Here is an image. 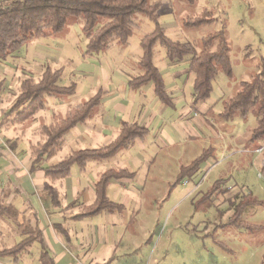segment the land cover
I'll use <instances>...</instances> for the list:
<instances>
[{
	"label": "rangeland",
	"instance_id": "rangeland-1",
	"mask_svg": "<svg viewBox=\"0 0 264 264\" xmlns=\"http://www.w3.org/2000/svg\"><path fill=\"white\" fill-rule=\"evenodd\" d=\"M161 1L162 5L158 11L160 24L173 40L198 44L208 34L222 27L227 28L231 44L233 79H229L221 72L215 80L214 90L210 99L206 101L207 104L214 103L215 97L223 101L230 99L241 81L250 79L262 69L264 0H198L195 6L179 0ZM205 10L213 13L215 20L212 24L194 29L184 28L181 23L184 16H201ZM140 27L141 29L136 30L129 40L133 46L135 41L140 40L145 33L154 28V24L148 19H143ZM84 41L87 42L85 37ZM85 42L82 41L81 25L71 19L68 26L59 34L28 43L0 62V148L12 150L19 161L22 162L27 156L31 157L32 144L44 140L40 133L41 127L49 125L58 118L51 117V113L56 110L51 101L50 111H40L35 117L22 124L8 126L2 124L6 113L10 111L22 90V82L25 79H40L45 69L50 66L53 70L62 69L61 86L80 83L78 93L64 99L67 111L94 96L100 87L97 86L98 81L89 78V81L84 83L86 77H81L77 69L83 65L92 67L94 61L102 62L109 55L102 53L83 56L86 49ZM115 51L117 52V49H113L112 52ZM165 54V49L158 47L155 62L159 67L161 64L158 59L161 56L165 58ZM165 60L168 62L167 59ZM96 87L97 91L94 90ZM47 100L60 99L49 97ZM222 111L221 103L209 115L216 131L213 135L214 140L209 143L202 138H197L198 140L193 142V150L190 146L183 144L185 148L183 159L180 162L176 160L179 165L186 164L197 157L209 144L215 148L216 160L211 162L210 167H208L209 163L202 166L203 170L208 168L194 181L187 180L186 185L179 182L172 187L174 183H170L165 177L154 178L157 173L155 167L150 172L147 168L141 169L140 173H149L150 179L155 181V186L146 185L143 193L145 215L142 216L138 226L143 233L136 226H130L129 232L133 236V242L129 243V248L128 246L120 247L116 250L112 264H264V230L249 232L246 229L225 227L234 213V206L242 200L243 195L249 192L262 205L248 209L243 219L249 224L264 227V174L262 172L264 151L261 155L260 152L257 153L258 149L264 148V142L250 141L251 130L256 127V118L253 113H250L247 119L238 116L227 121L219 117ZM199 135L200 138L203 134L200 132ZM68 150V144L65 142L55 158H64ZM167 151L163 150L160 156L165 155ZM169 160L174 162L173 159ZM259 173L263 174V178H259ZM168 175L170 173H167ZM219 179L225 181L222 184H225L224 191L216 198L198 205L196 209L197 201H200ZM30 186V180L23 185L24 189H29ZM20 190L25 199L20 202L22 208L19 207L23 226L26 224L36 226L35 210L29 206L31 194L23 192L21 187ZM171 190L169 198L166 197ZM13 191L1 189L0 197L7 198ZM163 198L165 200H162ZM62 200L65 202V199ZM122 217L123 215L119 218ZM116 225L119 226V224ZM221 243L227 249L222 248ZM114 250L115 247L110 248L107 243L106 246L101 247L99 256L103 259L111 257ZM70 251L68 255L70 264H80ZM99 260L102 261V259Z\"/></svg>",
	"mask_w": 264,
	"mask_h": 264
},
{
	"label": "trees",
	"instance_id": "trees-1",
	"mask_svg": "<svg viewBox=\"0 0 264 264\" xmlns=\"http://www.w3.org/2000/svg\"><path fill=\"white\" fill-rule=\"evenodd\" d=\"M195 6L198 0H179ZM161 0H2L0 1V62L18 51L28 43L42 37H53L62 32L74 19L81 25L82 35L87 40L83 56H94L104 53L115 43L127 45L139 28L143 19H148L154 28L140 39L143 55L138 62L139 72L132 76L129 87L138 91L152 84L155 95L166 105H172L166 89L165 79L154 62L158 47L166 52L169 63L175 64L188 60V73L194 76L192 108L210 99L217 76L222 72L233 79L231 62V44L226 27L203 37L198 44L179 42L170 38L160 24L158 13ZM213 13L205 10L201 16H184L181 23L185 29H194L214 22ZM143 18V19H142ZM247 57V55H246ZM62 70H53L48 66L38 80L25 79L21 84V92L6 113L2 124L17 125L32 119L46 108L49 97L64 99L76 92V85L61 86ZM102 92H98L85 102L77 105L65 117H61L50 125H43L40 133L44 140L31 146L32 155L36 158L32 169L35 170L45 157L54 156L63 146L65 137L71 129L86 123L100 106ZM223 111L219 117L232 120L235 117L247 119L250 113L256 118V127L251 130V142H264V62L262 69L250 79L241 81L230 99L222 101ZM147 128L138 123L122 122L118 137L108 145L99 149L77 150L56 165L45 169L49 181L64 179L71 175L72 168L78 166L81 171L91 160H105L119 152L130 150L138 140L147 136ZM215 148L210 146L202 151L191 163L180 167L175 187L185 180L194 181L202 165L214 157ZM38 164V165H37ZM264 173V166L262 168ZM127 169H108L102 173L95 184L96 197L94 203L85 208L76 218H91L103 211L111 213L123 211V206L111 201L107 196V188L112 180L133 177ZM47 181L44 191L51 197L54 206L60 204L59 193ZM228 180H226L227 182ZM225 183L217 180L204 196L197 201L198 205L208 202L220 195ZM262 205L252 193L243 195L242 200L234 206V213L225 227H236L254 232L264 230L263 226L252 225L243 219L244 213ZM0 218H7L17 225L22 240L12 246L0 250L1 257H8L18 263L24 254L34 245L40 244L42 251L40 264H56L54 255L48 248L43 231L36 226H23L22 214L14 204L6 203V196L0 197ZM60 230L63 231L61 226ZM222 248L227 249L221 243Z\"/></svg>",
	"mask_w": 264,
	"mask_h": 264
},
{
	"label": "crops",
	"instance_id": "crops-1",
	"mask_svg": "<svg viewBox=\"0 0 264 264\" xmlns=\"http://www.w3.org/2000/svg\"><path fill=\"white\" fill-rule=\"evenodd\" d=\"M82 41L85 42L83 35ZM134 44L135 46L129 42L124 46L115 43L104 52L109 55L106 60L94 61L92 67L87 65L78 67V74L81 77H86L84 83L89 81V78L98 81L99 90L97 91V87L94 90L97 93L102 92V100L92 118L86 123L75 126L66 135L65 142L68 144L69 150L64 158H55L61 148L54 156L43 158L39 165L37 164V168L33 170L32 166L36 158L32 155V150L31 157L27 156L21 162L12 150L0 148V164L2 162L0 165V185H2L0 190H14L8 194L6 203L14 204L18 209L22 208L20 202L25 199L21 194L20 187L23 192L31 194L29 206L35 210V224L43 231L56 264H70L68 257L70 250L80 264H112L116 250L120 247L128 246L129 248L133 242V236L129 232L130 226H136L138 229L141 218L145 215L143 213V193L146 185L155 186V181L150 179L149 173H140L141 169L147 168V171L150 172L155 167L157 173L154 178L163 176L170 183L175 184L180 167L191 163L204 149L212 146L209 144L189 163L180 165L177 163L176 160L180 162L185 153L183 144L190 146L193 150V142L198 139L202 138L209 143L214 140L213 135L216 131L209 115L223 100H217L218 97H215L214 103L207 104L205 102L199 105L197 110H194L192 108L194 76L188 73V60L171 64L165 60L166 56L165 58L161 56L158 59L161 67L156 66L165 79L172 105H166L159 100L152 90V84H148L138 91H132L129 82L132 76L139 72L138 62L143 55L140 40L135 41ZM86 46L87 42L84 43V48ZM113 49H117V52H112ZM74 84L76 85L74 94H76L80 89V83L75 82ZM230 89L232 90L231 86ZM64 99L47 100L46 108L43 110L50 111L52 101L56 110L52 112L53 114L51 113V117L57 116L58 120L89 98L75 105L70 111H67ZM122 122H135L144 126L148 130L147 136L138 140L130 150L119 152L105 160H91L92 162L89 161L83 171L76 165L72 168L70 176L49 181L45 174L46 168L58 164L77 150L99 149L108 145L118 137ZM200 132L203 135L199 138ZM163 150L168 151L165 155L160 156ZM169 159H173L174 162ZM215 160L210 158L202 166L209 163L208 167H210L211 162ZM108 169H127L134 174L131 178L112 180L107 188L108 198L122 205L123 211L115 213L103 211L91 218H76L82 214L85 208L94 203L95 184L100 175ZM205 170L201 167L199 174ZM167 173L170 175L167 176ZM27 180H30L31 188L24 189L23 185ZM47 181L59 193L60 204L58 206L53 205L51 197L44 191ZM186 181H183L182 184L186 185ZM171 193L172 190L166 197L169 198ZM62 199H65V202ZM156 207L160 206L156 205ZM19 211L21 210L19 209ZM121 215L123 217L119 218ZM59 226L65 233L59 229ZM140 229L138 230L142 232ZM21 240L17 225L7 218H0V250L11 248ZM107 243L110 248L115 247V250L113 256L103 259L99 256V252L101 247L106 246ZM41 251L40 244L34 243L18 263L13 262L11 258L0 256V264H40Z\"/></svg>",
	"mask_w": 264,
	"mask_h": 264
},
{
	"label": "built area",
	"instance_id": "built-area-1",
	"mask_svg": "<svg viewBox=\"0 0 264 264\" xmlns=\"http://www.w3.org/2000/svg\"><path fill=\"white\" fill-rule=\"evenodd\" d=\"M262 151H264V148H260L259 150H258V152H262ZM264 174V173H263ZM263 174L262 173H259V178H263ZM185 184H187V181L185 182Z\"/></svg>",
	"mask_w": 264,
	"mask_h": 264
}]
</instances>
